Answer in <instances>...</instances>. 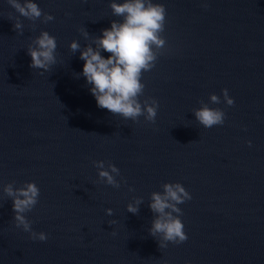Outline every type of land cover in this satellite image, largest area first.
<instances>
[{"label":"water","instance_id":"1","mask_svg":"<svg viewBox=\"0 0 264 264\" xmlns=\"http://www.w3.org/2000/svg\"><path fill=\"white\" fill-rule=\"evenodd\" d=\"M34 2L54 19L28 20L0 0V264H264V0H156L166 48L140 97L157 100L154 123L99 108L77 75L84 62L69 42L83 47L120 19L109 0ZM41 30L57 43L48 71L29 66ZM201 100L224 111L223 125L195 120ZM95 160L119 169V188L101 182ZM25 181L40 189L25 216L44 241L16 227L3 192ZM164 182L191 199L178 205L188 239L161 249L148 201ZM135 197L137 214L126 210Z\"/></svg>","mask_w":264,"mask_h":264},{"label":"clouds","instance_id":"2","mask_svg":"<svg viewBox=\"0 0 264 264\" xmlns=\"http://www.w3.org/2000/svg\"><path fill=\"white\" fill-rule=\"evenodd\" d=\"M7 2L28 20L48 22L54 19L50 14L43 13L34 0ZM109 6L113 16L120 17L119 20L110 21V27L102 28L101 35L92 36L91 43H86L83 47L75 39L69 42L70 50L73 53L79 50V58L84 62L82 72L77 75H83L99 108L107 109L125 120L135 122L143 116L145 121L154 123L159 105L151 97L141 102L140 97L145 89L142 76L155 66L158 55L166 48V40L162 35L165 30L166 8L156 0H109ZM202 6L207 8V3ZM14 28L22 34L23 25L19 19L14 23ZM82 35L86 39L90 36L85 29L82 30ZM56 48V38L41 30L27 47V53L31 57L29 66L48 71L56 63ZM102 50L109 55H102ZM221 94L225 104H234L227 89H221ZM209 100L213 104L221 103V98L214 93L209 94ZM199 103L200 106L192 112L200 125L212 128L224 124L223 110L209 107L203 100ZM247 143L250 145L251 141ZM105 163L103 160L93 161L98 178L103 183L119 188L120 183L115 178L119 175V169L111 162H107L105 167ZM161 188L162 191L150 193L148 207L153 218L148 232L158 240L162 249L167 247L168 242L179 244L188 239L178 205L190 200L191 195L179 182H164ZM3 192L12 200L16 227L28 232L31 239L46 240V234L34 231L25 216L38 203L40 189L37 184L25 181L22 186L13 187L12 183H7L3 185ZM142 203L141 197H135L126 205V210L137 214ZM112 211L111 208H105L108 215H112Z\"/></svg>","mask_w":264,"mask_h":264}]
</instances>
